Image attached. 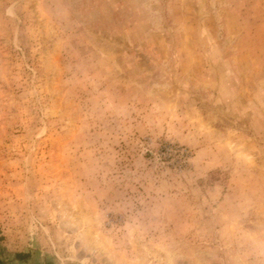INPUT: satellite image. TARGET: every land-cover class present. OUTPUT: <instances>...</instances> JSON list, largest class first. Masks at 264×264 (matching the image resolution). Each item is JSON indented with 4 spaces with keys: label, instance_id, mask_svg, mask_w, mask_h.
<instances>
[{
    "label": "rangeland",
    "instance_id": "obj_1",
    "mask_svg": "<svg viewBox=\"0 0 264 264\" xmlns=\"http://www.w3.org/2000/svg\"><path fill=\"white\" fill-rule=\"evenodd\" d=\"M0 264H264V0H0Z\"/></svg>",
    "mask_w": 264,
    "mask_h": 264
},
{
    "label": "trees",
    "instance_id": "obj_2",
    "mask_svg": "<svg viewBox=\"0 0 264 264\" xmlns=\"http://www.w3.org/2000/svg\"><path fill=\"white\" fill-rule=\"evenodd\" d=\"M20 255H22V254H17L18 257H19Z\"/></svg>",
    "mask_w": 264,
    "mask_h": 264
}]
</instances>
